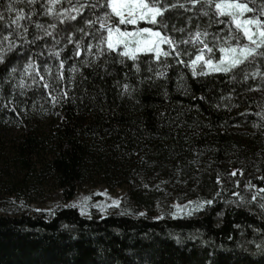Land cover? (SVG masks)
<instances>
[{
    "label": "trees",
    "instance_id": "obj_1",
    "mask_svg": "<svg viewBox=\"0 0 264 264\" xmlns=\"http://www.w3.org/2000/svg\"><path fill=\"white\" fill-rule=\"evenodd\" d=\"M59 1L0 0V49L14 45L0 62V124L14 117L10 103L60 113L55 127L22 134L15 152L23 166L45 152L39 175L65 201L85 183L125 187L123 206L147 214L85 217L67 205L52 215L0 214V264H264V45L227 72L193 76L197 31L208 33L214 59L246 41L215 15V0H163L158 6H177L138 26L179 41L180 56H96L88 44L107 0ZM241 1L264 11V0ZM57 59L66 73L52 107L41 85L23 89L17 73L28 61L44 69ZM187 199L213 203L167 213ZM160 209L166 214L152 217Z\"/></svg>",
    "mask_w": 264,
    "mask_h": 264
},
{
    "label": "rangeland",
    "instance_id": "obj_2",
    "mask_svg": "<svg viewBox=\"0 0 264 264\" xmlns=\"http://www.w3.org/2000/svg\"><path fill=\"white\" fill-rule=\"evenodd\" d=\"M239 2L246 3L241 0H239ZM50 3L52 6L56 7L59 6L60 1L55 0V2H53V0H50ZM248 7L252 11L245 12L244 18H258L264 20V11L251 8L249 5ZM113 22H118V18L114 17ZM140 22L149 23L146 21H138L137 25L121 26L122 30L125 28L133 30L134 28L139 27L138 25ZM252 28L255 33V26H252ZM244 39L246 41V44L244 45H229L225 46V48L234 46H248L250 48L255 47V45H253L247 38L244 37ZM254 39H256L257 43H259L258 34L254 35ZM201 40L203 43L195 42L199 45L198 52L204 47L203 36H201ZM161 48L165 51L170 49L166 44H162ZM258 48H255V51ZM255 51L249 54L248 57L253 55ZM205 59H212L214 62H217L219 61L220 56L218 59H214L207 53V50H205ZM30 63H32L33 66L30 69L25 70V65ZM26 64L17 73L19 86L25 89L27 87L41 85L45 94L49 98L50 106L53 107L56 101L53 100V97L57 98V92L59 90L60 92H63V81L65 80L66 73L64 64L61 68V61L60 59H57L54 67L47 66V71L45 68L41 69L35 62L28 61ZM196 71L198 73H204L205 66L203 65V62L196 65ZM41 77H43V79H41ZM21 81H23V86L21 85ZM45 84H48L49 87L45 88ZM9 109L13 111L14 117L12 119H7L0 124V214H49V209L53 212V210L58 206L72 204L76 205L75 208H77L81 214L80 202H82L85 197L88 198L86 202L88 205L87 212L83 214L85 217H104L110 214H130L133 216H137L139 213H144L143 215L147 214L145 211L134 213L123 206V199L126 195L125 187L108 188L104 184L91 185L89 183H85L78 189L75 196L70 201H65L62 197L61 191L54 188L50 178H48L45 174L39 175L41 174V164H43L47 158V154H45V152H41L39 156H35L30 161V168L23 166L21 160L19 159V155L15 152L16 145L18 144L22 134L28 131L29 128L35 127L38 131L53 128L57 125V123H59L61 114L55 111L49 113L45 112L43 114L25 109L17 111L12 103H10ZM113 199H119L120 204L118 206H113ZM189 201L192 203L189 204ZM199 201L202 200L187 199L184 201H173L170 206V211L167 213L175 217L186 216L188 215L186 214L188 211H191L193 214L198 211L193 209ZM97 204L101 206L106 205L107 207L105 208V211L101 212L99 208L95 206ZM178 205L180 206L179 208L177 207ZM181 208L184 209V211H181ZM38 209L39 211H37ZM164 214H166V212H163V210L161 211L160 209V212L158 211L154 213L152 217L157 218Z\"/></svg>",
    "mask_w": 264,
    "mask_h": 264
},
{
    "label": "snow or ice",
    "instance_id": "obj_3",
    "mask_svg": "<svg viewBox=\"0 0 264 264\" xmlns=\"http://www.w3.org/2000/svg\"><path fill=\"white\" fill-rule=\"evenodd\" d=\"M55 2V0H53ZM103 3V0H101ZM213 0H207L208 4H211ZM163 3V0H107L106 7L110 9V12H105L103 14V19L100 22V28L96 30V34H94L93 38L95 39V44L89 43L88 48L92 49L96 48V56L102 55L104 51H119V54L127 57L129 59L135 60L137 58L138 53H154V58L159 59L161 55L169 56L175 53L176 56H180L181 52L177 51V44L179 41H174L167 35H162L160 30H154L153 27H137L133 30L123 29V25H137L138 21H146L151 25H156L158 23L157 18L162 17L167 8H175L177 5L175 4H165L163 7L158 6ZM192 4H196L197 0H191ZM184 5H180L183 7ZM81 8H74L73 11H81ZM215 15L216 16H226L228 17L227 23L229 25H234L237 30L242 32L243 36L247 38L253 45L254 48H250L248 46H234V47H220L219 51L221 53L220 59L217 62H214L212 59H205V50H207L208 54H211L213 49L208 47V44L204 43V47L199 50L194 59H190L187 64L192 68V75H202L207 74L209 72H227L230 68L235 67L240 64L244 59H246L249 54L255 51V48L264 45V20L258 18H244V13L252 11L246 3H241L239 0H215ZM53 9L51 7L48 8V13L51 14ZM67 15V14H66ZM118 18V22L114 23L113 18ZM19 18V17H18ZM69 19H75V17H68ZM63 17H61V21L63 22ZM88 24H93L94 21H86ZM252 26H255V33L253 32ZM39 27V25H38ZM50 27H55V25H51ZM183 31V29H181ZM258 34L259 43L254 39V35ZM88 35V33H85ZM98 35V38H97ZM208 36L207 32L201 33L197 31L194 35H191L192 42H200L201 36ZM237 39H239V35L237 34ZM187 43L188 41H184ZM77 52L76 55H80L79 47L80 42L77 41ZM162 44H166L169 46L171 51H165L161 48ZM106 46V47H105ZM14 45L10 46L7 49H0V62H3L5 59L6 52H10ZM91 54V53H89ZM187 55V53H183ZM59 56V52L56 53ZM200 62H203L205 66L204 73H198L196 71V65ZM178 63H185L183 60H178ZM32 63L25 65V70H28L32 67ZM135 66V65H134ZM60 67H63V61H61ZM15 69H11L10 71H14ZM45 70L47 71V66H45ZM157 75H163V73H157ZM62 78V74H61ZM43 79V77H41ZM21 85L23 86V81H21ZM45 88L49 87L48 84L44 85ZM125 88L128 86L125 85ZM67 93H65V96ZM53 100H56V97H53ZM235 175V172H233ZM87 200L85 197L82 202H80V212L81 214H85L87 212ZM192 202L189 201V204ZM213 203L212 200H202L199 201L193 210H199L200 208H204L206 205H211ZM120 204L119 199H113L112 205L118 206ZM68 207H76L75 204L67 205ZM99 208L101 212L105 211V206H101L99 204L95 205ZM180 207L179 205L177 206ZM39 211V209L37 210ZM181 211L184 209L181 208ZM49 214L52 215L51 209L48 210ZM144 213H139V215H143ZM186 214L191 215L192 212L188 211ZM159 217H157L158 219Z\"/></svg>",
    "mask_w": 264,
    "mask_h": 264
}]
</instances>
